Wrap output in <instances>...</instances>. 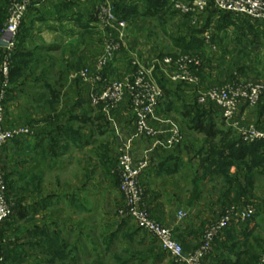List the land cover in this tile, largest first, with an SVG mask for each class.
I'll return each mask as SVG.
<instances>
[{
	"label": "crops",
	"instance_id": "1",
	"mask_svg": "<svg viewBox=\"0 0 264 264\" xmlns=\"http://www.w3.org/2000/svg\"><path fill=\"white\" fill-rule=\"evenodd\" d=\"M106 2L110 1L34 0L22 21L4 103L5 126H25L33 135L11 140L2 151L1 165L13 210L0 225L2 264L98 262L99 225L108 223L112 213L116 215L114 208L119 201L115 171L118 148L135 129L128 98L109 120L101 106L90 104L89 86L78 76L83 67L94 68L101 50L100 36L112 32L104 29L95 15L96 7ZM117 2L111 0L113 9ZM121 4L124 13H129L124 20L137 14L144 17L141 2L123 0ZM217 10L209 7L198 16H209L204 26L202 22L190 23L202 32L183 37L186 42L201 40L197 51L209 55L207 60L212 55L218 61L239 63L243 55L258 58V49L264 48V26L243 15ZM205 32L210 34L211 45L204 43ZM134 33L127 21L122 47L105 69L104 83L133 75L135 62L149 70L154 81L157 75L172 83L168 79L170 69L162 64L164 56L160 53L149 56L142 46L143 59L131 54ZM208 75L207 70L200 69V79ZM227 78L224 75L221 81H229ZM188 86L174 85L166 94L159 85L163 98L151 125L160 134L154 139L136 138L131 148L135 160L148 164L140 175L145 207L154 219L172 230L185 253L197 249L203 228L242 191L248 192L238 203L262 196L258 178L249 184L242 170L236 173L235 165L230 166L227 177L222 172L212 174L214 165L205 169L210 144L185 125L190 118L185 113L196 103ZM248 108L240 107L238 119L255 116L263 121L262 106L252 114ZM170 117L178 119L182 127V142L168 149L154 146L156 139L167 135L169 121L173 122ZM179 212L185 214L182 219ZM258 219L223 230L204 264H219L231 249L234 253L229 260L234 263L237 252L254 244L255 239L257 251L260 246L264 250V218L260 220L262 226ZM229 228L233 229L231 233Z\"/></svg>",
	"mask_w": 264,
	"mask_h": 264
},
{
	"label": "built area",
	"instance_id": "2",
	"mask_svg": "<svg viewBox=\"0 0 264 264\" xmlns=\"http://www.w3.org/2000/svg\"><path fill=\"white\" fill-rule=\"evenodd\" d=\"M7 14L0 31V225L12 215V205L8 200V182L1 165L2 151L11 140L32 136V130L25 126H5V100L10 83V70L16 51L17 39L22 21L34 0H5ZM85 2L87 0H74ZM174 10L188 15L192 24H196L198 16L207 8L213 7L221 11L240 14L264 26V0H172ZM95 15L104 29H115L107 34L102 53L96 60L94 68H82L78 76L89 86V102L92 106H101L109 120L112 112L128 98L135 118L133 134L118 148L115 171L119 178L118 191L122 197V206L117 209L121 219L133 220L137 228L151 234L159 242L162 250L176 262L182 264H204L205 258L212 253L218 236L231 225H238L250 220L255 210L250 204H231L224 208L221 215L209 223L203 230L201 241L192 252L185 253L182 245L175 239L170 228L154 219L144 205V189L140 175L147 167L146 160H135L131 155L132 143L136 138H156L160 131L151 125L155 110L163 98V91L151 77L150 71L135 62L136 71L132 76L104 83V71L112 63L120 51L127 21L114 13L113 7L104 3L96 7ZM204 43L211 45L210 34L205 32ZM162 64L170 69L168 79L174 83L195 86L199 83V72L202 59L198 54L180 53L164 56ZM264 93V82H242L236 76L219 87L209 88L198 93L196 103L201 106L214 104L220 110L221 118L229 124L241 142L251 144L264 142V130L255 125H244L235 120L240 106H255ZM167 135L156 139L154 146L168 149L181 143L183 139L180 127L171 121ZM183 212L178 218L184 217ZM185 256H184V255ZM3 257L0 255V264ZM259 264H264V255Z\"/></svg>",
	"mask_w": 264,
	"mask_h": 264
},
{
	"label": "rangeland",
	"instance_id": "3",
	"mask_svg": "<svg viewBox=\"0 0 264 264\" xmlns=\"http://www.w3.org/2000/svg\"><path fill=\"white\" fill-rule=\"evenodd\" d=\"M109 1H110L109 4L112 5L111 0ZM2 2L3 4H5V8L7 9L6 1L2 0ZM169 3L170 4H168V8L165 10V14H161L160 17L157 16V17L145 18V16L143 17L142 15L137 14L135 16L129 17V19L126 20L130 23V27H132L135 30L134 35H131L132 36L131 40H133L131 43L134 44V48H135L133 49V52L131 54L138 57L139 59H143L140 56V55L143 56L144 54L143 51H141L140 49V47L142 46H145L146 52L148 53L150 52L149 56H151V54L153 53L152 55L153 57L156 56L157 53H160L161 56H171V55L183 53L179 50V48L175 46V43H179L183 37L189 38L194 28L198 25L191 26L190 20H187L184 16H182L178 12L173 13L172 12L173 7H172L171 1ZM6 14H7V11H6ZM208 21H209L208 15H201L200 18L198 17L197 19V22H202L203 24L202 26H204L206 22L208 23ZM115 32L117 35V30L112 29V34L114 33L113 34L114 36H115ZM107 34L108 33H106V35L100 36L102 41L100 42L101 50L99 49L100 50L99 55L102 53L103 44H104L103 42L107 38ZM125 34H126V30L124 31L123 40L125 38ZM103 37H104V41H103ZM206 50L207 52L209 51V49H206ZM258 50H259V53H257L258 58L256 59L253 57V60H252L249 56L245 57V55L240 56L241 57L240 61H242V63L228 62L225 60L218 61L217 57H213V55L212 57H209V60H207L206 56H209V55L205 54V52H203L202 54H199L202 59V66H201L202 71L207 70L209 72V75L208 77L205 76L204 78L203 77H201V79L199 78L200 81L197 85L188 86L190 87V89L192 88L191 89L193 91L192 96L194 97L195 102H196V97L199 92L205 91L209 88L219 87L220 85L224 84L225 82L221 81L224 75L228 76L227 80L229 81L233 80L234 76H238L239 80L242 82H264V48H261V49L259 48ZM186 53L188 52H185V54ZM125 69L126 68H124L123 70L125 71ZM210 72L213 73V75H210ZM125 76H123L122 78H124ZM122 78H111L109 82L120 80ZM158 79L164 81L166 84H169L172 87H174V85H177L174 83H170L164 76L162 77L160 76ZM155 81L158 83L157 79H155ZM180 85L181 86L183 85L184 87L186 86V84H180ZM263 105H264V93L261 95L258 103L253 107H249L247 109V112L249 114H252L257 109H258L257 112H259V108ZM199 108L200 110H206L208 114H213V115L221 114L219 113L220 110L214 104H207L206 106L199 105ZM239 109L234 118L235 120L240 121V123L244 125L253 124L259 127L261 130H264V119L263 121H260V122L258 121L257 118L255 119V116H253L249 120L238 119ZM170 120L178 124L182 132V127L179 124L178 119H175L174 117H170ZM225 125L227 128H229L232 131L234 136L238 138V135L236 134V132H234L230 128L229 124L225 123ZM117 179L119 181L118 177ZM258 180H259V191H260V194L262 195L260 196V198L250 197L248 200H246V202H243V203H238V202L233 201L229 203L227 206L231 204H238V205L250 204L251 206H253L255 210V214L251 218V220L253 221V220H257L258 218H260L258 219V222H259V225L262 226V224L264 225V223L261 224L260 220L261 218H264V188H263L264 187V176L259 177ZM250 193L252 195V192ZM117 196H118L119 201L117 202L118 205L116 206V208H114L116 210V215L112 213L113 214L112 216L109 215L107 217L109 220L108 223L99 225V229H98L99 237L97 239L98 253H99L98 262L92 263V264H123V262H127V261L128 262L126 264H130L132 260H134V258L137 257L138 252L142 250L145 252L151 253V257L148 258L146 261H144L142 264H182V263L176 262L173 258H171L169 254L164 252L159 242L157 241V239H155L154 236L144 231L142 232V236H145L147 238L146 244L144 245H141V240L139 237H137L134 243L131 245L128 244L126 241L122 240L121 237H117L116 239L111 240L112 242L109 240L111 233L115 232L116 230H119V227H123L122 231L125 233L135 232L138 230L133 220L129 218L121 219L120 217H118L117 209H119L123 205L122 204L123 202H122V197L120 193H118ZM101 201L102 200L100 199V202ZM101 205L103 206V204H100V207L103 208ZM242 226L244 225H241V227ZM203 230H202V233H203ZM202 233H201L200 241L202 238ZM149 240L154 241L153 243H151V247L150 245H148ZM110 242L111 244L108 245L109 247L108 248L107 244ZM262 255H264V250H262V247L260 246L259 247V258ZM132 264H138V263L135 260L133 261Z\"/></svg>",
	"mask_w": 264,
	"mask_h": 264
},
{
	"label": "trees",
	"instance_id": "4",
	"mask_svg": "<svg viewBox=\"0 0 264 264\" xmlns=\"http://www.w3.org/2000/svg\"><path fill=\"white\" fill-rule=\"evenodd\" d=\"M123 0H118L116 4H114V13L120 19H127L129 13H124V8L121 4ZM134 2H141L144 8L143 15L145 17H160V13L164 14L165 10L168 8L169 2L172 0H132ZM135 5V4H134ZM134 5L132 9L134 8ZM171 7V6H170ZM131 9V10H132ZM173 13L177 11L173 9ZM179 13V12H178ZM187 20H191L188 15H182ZM6 19V8L5 4L0 1V31L3 28L4 22ZM201 30H193L192 34L201 33ZM201 40L192 39L191 42H186L184 38L180 40L179 43H175V46L179 48V50L183 53L188 52L191 54H200L199 50L201 47ZM15 55V54H14ZM14 60V56H13ZM13 65V62H12ZM12 67L10 73H12ZM155 78L158 81V84L164 90L166 94H169L172 90V86L166 84L164 81L158 79L156 75ZM173 83V82H172ZM176 88L180 87L182 83H176ZM264 106H262V109ZM190 118L186 121V127L195 131L198 134H201L205 137L206 141L210 144L209 147V155L204 162H208V167L205 169H211L214 165L215 169L211 170L212 174L217 172H222L221 174L224 177L228 175V171L230 166H236V173L239 170L243 171L244 178L250 184L252 180L255 178L264 176V142L258 141L251 144H246L240 141L239 138L234 136L232 131L226 127L224 120L220 115L208 114L206 110H200L199 105L197 103L192 106L191 111L186 112ZM218 159V160H214ZM257 168L256 174L252 173V171ZM236 175V174H235ZM233 179L229 177L228 180ZM248 191H242L241 196L245 195ZM241 196L235 197L231 202H238ZM122 225V224H121ZM123 227H119V230L111 233L109 240L116 239L117 237H121L122 240L126 241L128 244H133L137 237L141 240V245L146 244L147 238L142 236V232L139 228L135 232L125 233L122 231ZM233 229H230L231 233ZM141 235V236H140ZM230 236V235H229ZM156 239V238H155ZM112 242V241H111ZM108 243V245L111 244ZM154 241L149 240L148 245L151 247V243ZM182 245V244H181ZM256 245V239L254 240V244L247 245L244 250L241 252H237V260L232 263L229 260V255L233 249L229 250L228 258L222 260L219 264H258L259 263V252L254 247ZM109 248V247H108ZM185 252V251H184ZM151 257L150 252L140 251L137 254V257L132 260L137 261L138 264H142L148 258ZM128 262V261H127ZM127 262H123L126 264Z\"/></svg>",
	"mask_w": 264,
	"mask_h": 264
},
{
	"label": "water",
	"instance_id": "5",
	"mask_svg": "<svg viewBox=\"0 0 264 264\" xmlns=\"http://www.w3.org/2000/svg\"><path fill=\"white\" fill-rule=\"evenodd\" d=\"M184 255V254H183ZM185 256V255H184Z\"/></svg>",
	"mask_w": 264,
	"mask_h": 264
}]
</instances>
